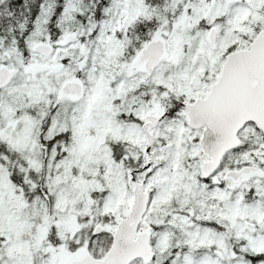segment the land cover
Segmentation results:
<instances>
[{
    "label": "snow or ice",
    "instance_id": "1",
    "mask_svg": "<svg viewBox=\"0 0 264 264\" xmlns=\"http://www.w3.org/2000/svg\"><path fill=\"white\" fill-rule=\"evenodd\" d=\"M0 264H264V0H0Z\"/></svg>",
    "mask_w": 264,
    "mask_h": 264
}]
</instances>
